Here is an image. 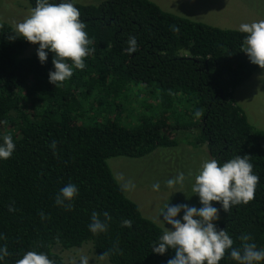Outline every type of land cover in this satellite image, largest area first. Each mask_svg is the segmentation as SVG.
Listing matches in <instances>:
<instances>
[{"label": "trees", "instance_id": "16d2710c", "mask_svg": "<svg viewBox=\"0 0 264 264\" xmlns=\"http://www.w3.org/2000/svg\"><path fill=\"white\" fill-rule=\"evenodd\" d=\"M24 1L35 7L36 0ZM72 2L95 51L84 58L83 70L73 66L72 77L57 87L49 82L54 53L45 49L43 64L37 50L23 55L39 44L10 40L12 26L0 22V144L4 135L15 143L12 156L0 158V248L10 253L0 264H15L26 251L46 252L59 264L55 249L85 242L97 257L108 251L109 264H167L173 249L152 251L163 230L122 193L106 159L171 148L173 131L192 127L194 143H203L211 159L223 164L249 156L259 176L255 198L228 212L212 201L219 210L214 224L228 232L234 247L241 235L250 234L251 242L264 248V132L232 99L234 88L261 68L242 51L247 34L177 16L151 0ZM130 36L137 41L133 53L127 52ZM135 89L141 103L132 104L128 94ZM130 105L140 117L126 127L119 120H128ZM90 115L96 117L81 122ZM68 183L79 190L71 210L55 203ZM93 211L102 220L105 211L111 216L106 232L89 230ZM125 219L131 228L121 226ZM218 264L238 262L229 250Z\"/></svg>", "mask_w": 264, "mask_h": 264}, {"label": "clouds", "instance_id": "9594fccd", "mask_svg": "<svg viewBox=\"0 0 264 264\" xmlns=\"http://www.w3.org/2000/svg\"><path fill=\"white\" fill-rule=\"evenodd\" d=\"M80 16L81 13L72 0H60L59 3L36 0L30 15L22 22L12 25V34L9 39L22 37L30 43H38L37 55L42 64L48 57L45 49L54 53L52 63L55 70L49 72V82L56 87L72 77L73 66L83 70L86 67L84 58L95 51L94 47H89L93 41L89 39L84 30L86 24ZM171 27L172 30L179 31L177 26ZM238 30L247 34L243 39L242 51L248 55L253 64L264 68V20L242 23ZM127 43L128 53L136 51L137 41L134 36H130ZM68 61L72 63L69 64ZM194 115L199 118L202 112L197 109ZM50 147L55 150L56 142L52 141ZM14 150L15 143L12 136L4 135L3 143L0 144V158H10ZM253 168L247 154L236 155L223 164L216 159L203 161L192 185V193L199 196L202 207L165 204L160 210L159 219L162 214L164 224L167 222L172 225V228L164 227L152 251L164 254L168 249H173L175 255L168 260L167 264H205V262L206 264H218L229 250L230 258L238 264H259L264 261V248H258L254 242H251L250 234L241 235L239 237L240 246L234 247V240L228 232L225 229H218L213 223L219 219V210L212 206V201L220 202L223 210L228 212L232 206L247 204L255 198L259 176L254 173ZM188 175L192 176L193 173L189 172ZM116 179L124 191H130L135 187V184L131 180L126 181L122 174ZM185 180V174L180 172L177 176L168 179L166 186L168 188L183 186ZM152 188L154 191H159L160 184L157 182L152 185ZM78 192L75 184L68 183L56 195L55 203L71 210L72 201ZM182 209L184 211L183 222L175 219ZM14 210L13 207H9V211ZM40 216L42 219L45 218L43 212ZM103 217L102 220L100 213L92 212L88 228L93 234L104 233L108 230V221L111 220V216L105 211ZM121 226L131 228L132 222L125 219ZM8 255L10 253L6 246L0 248V260ZM108 255L109 252L106 251L99 258L103 260ZM89 261L88 255L81 254L79 260L73 258L71 264H89ZM15 264H55V261L46 252L26 251L22 258L15 261Z\"/></svg>", "mask_w": 264, "mask_h": 264}, {"label": "rangeland", "instance_id": "374dc122", "mask_svg": "<svg viewBox=\"0 0 264 264\" xmlns=\"http://www.w3.org/2000/svg\"><path fill=\"white\" fill-rule=\"evenodd\" d=\"M72 1L95 5L100 0ZM151 1L164 11L221 29H239L242 23L264 20V0ZM30 13L31 8L24 0H0V22H6L12 26L16 22H22ZM38 48L39 46H29L23 55H28ZM137 96L136 89L133 93L128 94L132 104L141 103V98ZM232 99L242 109L248 122L254 128L264 132V68L255 70L245 82L236 86L232 91ZM127 109L128 120L126 122L119 120V123L126 127H132L139 122L140 113L132 112V105ZM93 116L90 115L92 118L88 119L83 118L81 122L88 123L90 119H93ZM98 116L107 117L105 114ZM196 133L194 127L176 129L172 135L176 145L171 148L158 147L151 153L137 158L116 156L106 159L107 167L122 193L137 205L143 217L155 223L162 230L164 227L172 228V225L167 222L164 224L162 214L159 219L160 210L165 204L168 203L169 206L187 204L190 207H202L199 196L192 193V185L203 161L211 158L203 143H198V145L194 143ZM180 172L186 176L183 186L177 185L174 188H168L166 181L177 176ZM189 172H192L193 175L189 176ZM120 174L126 181L131 180L135 184L134 189L123 190L116 179ZM157 182L160 184V189L154 191L152 185ZM183 215L182 209L175 219H180L183 222ZM55 252L60 258L61 263L59 264H71L73 258L78 261L81 254L90 257L89 264H109L106 258L101 260L93 253L89 242L82 243L79 247L55 249Z\"/></svg>", "mask_w": 264, "mask_h": 264}]
</instances>
